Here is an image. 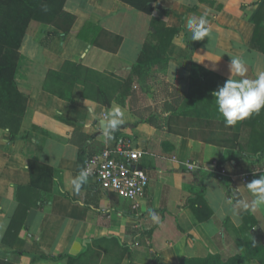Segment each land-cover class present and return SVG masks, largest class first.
<instances>
[{
	"label": "crops",
	"instance_id": "obj_1",
	"mask_svg": "<svg viewBox=\"0 0 264 264\" xmlns=\"http://www.w3.org/2000/svg\"><path fill=\"white\" fill-rule=\"evenodd\" d=\"M263 2L158 0L160 7L149 15L121 0H66L64 9L76 16L68 34L31 21L15 74L18 89L28 95L26 111L20 124L0 126V258L14 264H68L69 256L81 254L82 264H180L184 257L219 253L240 254L241 264H264L244 257L248 237L264 244V207L255 212L238 207L240 200L253 198L247 183L264 174V153H257L264 147V110L253 125L241 126L236 149L181 135V127L194 132L201 128H193L189 119L180 124L172 119L173 112L185 108V96L195 100L223 85L231 75L230 56L245 60L247 78L264 72V52L252 44L254 16ZM193 15L209 21L211 32L204 40H191L186 23ZM153 17L180 28L168 45L167 63L156 66L180 97L141 119L120 107L124 123L106 142L100 114L120 106L116 97L107 107L86 98L84 86L76 84L70 99L61 98L43 89L47 73L72 61L127 77L152 36ZM88 26L94 30L84 34L88 39L80 38ZM92 38L101 46L91 44ZM210 103L187 105L184 116L212 118ZM151 117L152 123L142 122ZM119 134L147 151L140 163L150 184L138 208L92 178L78 193L71 184L86 158L113 145ZM31 160L52 167L50 192L30 189ZM214 162L230 174L261 171L234 182L213 171ZM189 164L198 167L190 170ZM200 191L208 205L202 219L190 206ZM25 204L29 208L23 214ZM149 210L158 213V223ZM245 222L251 227L247 231L241 230Z\"/></svg>",
	"mask_w": 264,
	"mask_h": 264
},
{
	"label": "trees",
	"instance_id": "obj_2",
	"mask_svg": "<svg viewBox=\"0 0 264 264\" xmlns=\"http://www.w3.org/2000/svg\"><path fill=\"white\" fill-rule=\"evenodd\" d=\"M132 6L134 9L153 15L158 0H121ZM66 0H0V126L20 124L26 111L28 95L18 89L15 74L20 59V48L28 25L31 21H38L45 24H52L63 31V35L68 34L75 22L76 16L64 9ZM264 3V2H263ZM264 4L254 16L255 31L253 36V46L264 52ZM94 28V27H93ZM88 26L82 29L79 37L88 39L84 34L92 32L94 29ZM180 28L168 27L157 18L152 19V36L143 45L138 61L134 64L129 76H119L116 73L101 72L92 69L82 63L65 61L59 70H49L44 84L45 90L65 99H70L73 88L76 84L84 87V96L96 100L103 105L110 107L117 93H127L130 81L136 78L137 74L145 70L165 64L168 61L166 55L168 45ZM119 43L122 37L118 36ZM90 40V39H89ZM91 44L100 45L98 39H91ZM214 90L206 91L200 97L185 96V108L177 113L173 112L172 119H176L178 124L183 119H189L193 128L198 126L201 130L188 131L187 127H181L178 133L185 136L202 139L205 142L226 146L232 149L240 147V132L243 125H253L259 118V113H253L250 117L237 122L234 126H227L224 117L218 112L215 97L212 96ZM195 95V94H194ZM211 102L213 105L212 118L196 119L184 116L188 107H197L199 103ZM177 107V106H176ZM178 108V107H177ZM170 119V117H169ZM142 122H153V118H145ZM192 127V126H191ZM179 128V126H178ZM183 128V129H182ZM15 133V132H14ZM263 152L264 147L257 153ZM80 162H84L83 155ZM52 167L41 162L31 160L30 172L32 176L31 190L50 192L53 185ZM190 206L198 218L205 216L203 211L208 208L204 199L203 191H200L190 200ZM23 214L29 208V204L22 207ZM248 222H245L243 231L250 229ZM245 258L258 259L264 263V244L258 242L256 238H247L245 248ZM242 255L237 254L231 257H224L222 254H209L204 257H184L180 264H241ZM61 259L62 256L54 257ZM83 255L69 256L68 264H82ZM0 264H14L0 258Z\"/></svg>",
	"mask_w": 264,
	"mask_h": 264
},
{
	"label": "clouds",
	"instance_id": "obj_3",
	"mask_svg": "<svg viewBox=\"0 0 264 264\" xmlns=\"http://www.w3.org/2000/svg\"><path fill=\"white\" fill-rule=\"evenodd\" d=\"M187 30L191 33V40H204L209 36L211 28L209 21L204 15H193L187 18ZM230 77L213 91L218 112L224 117L227 126H234L237 122L250 117L253 113H259L264 108V72H260L256 78H247V66L243 58L230 56ZM235 74L239 79L231 78ZM95 115V113H92ZM102 131L105 141L113 139L114 132L124 123L125 114L120 106H115L109 111L100 114ZM90 172L82 169L71 181L73 190L79 192L82 185L88 180ZM247 188L252 193L251 200H240L238 207L242 211L255 212L264 207V174L258 179L247 183ZM151 218L159 222L160 217L154 210H149Z\"/></svg>",
	"mask_w": 264,
	"mask_h": 264
},
{
	"label": "built area",
	"instance_id": "obj_4",
	"mask_svg": "<svg viewBox=\"0 0 264 264\" xmlns=\"http://www.w3.org/2000/svg\"><path fill=\"white\" fill-rule=\"evenodd\" d=\"M146 154L145 149L134 145L132 137L119 134L113 145L106 146L98 154L89 155L83 169L88 170V178L95 180L102 188L132 200L134 208H138L140 199L150 184L149 175L140 163ZM197 167L196 164H189L188 169ZM212 169L220 175L229 176L234 182L237 178L245 181L252 173L261 171L255 168L254 171L241 175L230 174L226 166H219L217 162H214Z\"/></svg>",
	"mask_w": 264,
	"mask_h": 264
},
{
	"label": "rangeland",
	"instance_id": "obj_5",
	"mask_svg": "<svg viewBox=\"0 0 264 264\" xmlns=\"http://www.w3.org/2000/svg\"><path fill=\"white\" fill-rule=\"evenodd\" d=\"M128 88L126 94L121 92L116 94V102L122 109L132 111L139 118L152 114L154 110L162 111L166 106L175 104L176 98L180 97L176 92L178 88L167 81L162 67L154 66L137 74L136 78L130 81Z\"/></svg>",
	"mask_w": 264,
	"mask_h": 264
},
{
	"label": "water",
	"instance_id": "obj_6",
	"mask_svg": "<svg viewBox=\"0 0 264 264\" xmlns=\"http://www.w3.org/2000/svg\"><path fill=\"white\" fill-rule=\"evenodd\" d=\"M156 7H157V8H159V7H160V5H159V4H157V5H156Z\"/></svg>",
	"mask_w": 264,
	"mask_h": 264
}]
</instances>
